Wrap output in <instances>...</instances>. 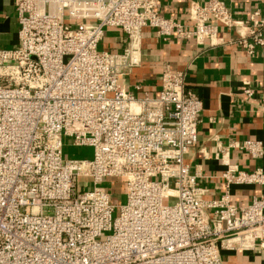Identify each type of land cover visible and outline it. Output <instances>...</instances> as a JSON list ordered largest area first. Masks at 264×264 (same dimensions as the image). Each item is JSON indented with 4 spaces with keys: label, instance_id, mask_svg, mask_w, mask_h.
Listing matches in <instances>:
<instances>
[{
    "label": "built area",
    "instance_id": "1",
    "mask_svg": "<svg viewBox=\"0 0 264 264\" xmlns=\"http://www.w3.org/2000/svg\"><path fill=\"white\" fill-rule=\"evenodd\" d=\"M12 2L17 44L0 48V264H222L224 249L264 253V196L238 204L230 192L264 187V168L239 169L217 144L224 187L207 199L185 160L202 110L185 72L165 65L155 97L126 80L141 64L145 27L213 43L220 26L243 25L223 0L190 2L186 23L160 14L157 0ZM108 29L125 34L121 51L100 48ZM248 37L239 43L249 52L264 45L258 11ZM65 145L92 152L70 158ZM234 147L264 155L258 139ZM110 178L123 181L124 203Z\"/></svg>",
    "mask_w": 264,
    "mask_h": 264
},
{
    "label": "crops",
    "instance_id": "2",
    "mask_svg": "<svg viewBox=\"0 0 264 264\" xmlns=\"http://www.w3.org/2000/svg\"><path fill=\"white\" fill-rule=\"evenodd\" d=\"M203 0H157V11L176 21L188 22L190 2ZM236 21L243 23L231 29L220 26L213 43H197L195 39H162L155 29L142 30L141 64L126 78L128 88L142 86L137 96L147 93L155 97L160 88L159 77L167 65L171 70L183 71L188 89L202 101L197 125V143L185 156L191 169L198 173V181L207 189L206 198H218L223 182L218 177L225 169L216 145L227 148L226 158L241 170L264 168V155L251 159L235 144L245 139H258L264 143V45L252 52L243 47L241 36L247 38L249 17L253 11L264 16V0H223ZM18 21L12 0H0V48L17 44ZM126 46L125 34L108 29L100 48L121 51ZM252 89L246 97L244 89ZM231 200L247 204L254 196H264V187L258 185L233 186ZM222 264H264V253L252 249H224Z\"/></svg>",
    "mask_w": 264,
    "mask_h": 264
},
{
    "label": "rangeland",
    "instance_id": "3",
    "mask_svg": "<svg viewBox=\"0 0 264 264\" xmlns=\"http://www.w3.org/2000/svg\"><path fill=\"white\" fill-rule=\"evenodd\" d=\"M64 155L70 158H83L89 157L91 155L92 150L86 147H73L65 145L63 149ZM123 182V181H122ZM119 179L110 178L108 182L104 183L107 188L112 190L113 198L115 204H122L125 201V188L121 184L122 183ZM88 184L87 179H80V185L85 187ZM117 214V210L114 212L113 216Z\"/></svg>",
    "mask_w": 264,
    "mask_h": 264
}]
</instances>
